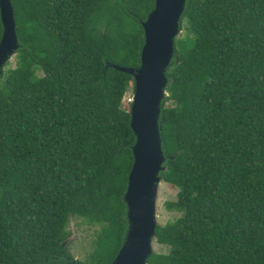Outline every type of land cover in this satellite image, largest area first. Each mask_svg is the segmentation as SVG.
<instances>
[{"label":"trees","instance_id":"trees-1","mask_svg":"<svg viewBox=\"0 0 264 264\" xmlns=\"http://www.w3.org/2000/svg\"><path fill=\"white\" fill-rule=\"evenodd\" d=\"M0 72V264H112L136 142L124 98L155 0H12ZM3 24L0 13V39ZM159 119L165 201L147 264H264V0H186ZM131 104V103H130ZM96 226L76 260L71 219ZM154 246V245H153Z\"/></svg>","mask_w":264,"mask_h":264},{"label":"water","instance_id":"water-1","mask_svg":"<svg viewBox=\"0 0 264 264\" xmlns=\"http://www.w3.org/2000/svg\"><path fill=\"white\" fill-rule=\"evenodd\" d=\"M186 0H155V7L142 21L145 43L138 67L115 64L134 76L130 107L131 127L136 136L134 164L125 193L129 221L126 239L112 264H147L154 251L158 224L157 192L162 181L165 155L160 134L161 104L167 95V69L175 51V37ZM3 33L0 39V72L19 47L12 0H0ZM75 264V263H74Z\"/></svg>","mask_w":264,"mask_h":264},{"label":"rangeland","instance_id":"rangeland-1","mask_svg":"<svg viewBox=\"0 0 264 264\" xmlns=\"http://www.w3.org/2000/svg\"><path fill=\"white\" fill-rule=\"evenodd\" d=\"M14 63L15 56H13L10 60L11 65ZM133 94L134 89L131 87L124 98V103L129 109L132 104ZM177 192L178 188L164 181H161L159 184L156 198L158 223L165 224L167 221L173 220L179 215L177 212L168 211L164 205L165 201L175 199ZM70 229L72 235L69 240H67V243H69L72 254L75 256L76 260H87L89 253L93 250L92 242L95 238L94 231L96 230V226L92 227L85 222L72 218L70 222ZM153 245L155 250L159 252H165L168 250L166 246L158 244L156 240H154Z\"/></svg>","mask_w":264,"mask_h":264}]
</instances>
